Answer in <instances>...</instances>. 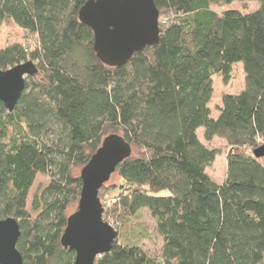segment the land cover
Listing matches in <instances>:
<instances>
[{
  "label": "trees",
  "instance_id": "obj_1",
  "mask_svg": "<svg viewBox=\"0 0 264 264\" xmlns=\"http://www.w3.org/2000/svg\"><path fill=\"white\" fill-rule=\"evenodd\" d=\"M87 1L0 0V26L11 20L34 36L0 48V68L27 60L38 68L13 110L0 100V220L19 221L23 264L74 263L61 237L81 196L75 170L112 133L133 153L115 171L120 181L99 190L101 201L116 192L102 201L103 218L120 232L147 209L163 242L152 257L117 237L95 264H263L264 156L254 150L264 144V0H155L160 41L121 67L97 56L94 32L78 15ZM234 1L260 6L212 8ZM236 62L245 87L224 94L214 118L213 75L228 80ZM200 127L207 141L229 145L222 183L207 172L218 151L201 141ZM39 174L49 182L29 210Z\"/></svg>",
  "mask_w": 264,
  "mask_h": 264
},
{
  "label": "water",
  "instance_id": "obj_2",
  "mask_svg": "<svg viewBox=\"0 0 264 264\" xmlns=\"http://www.w3.org/2000/svg\"><path fill=\"white\" fill-rule=\"evenodd\" d=\"M79 20L94 32V50L109 66H123L136 52L160 41V11L155 0H88L79 9ZM38 72L32 60L0 68V100L13 110L25 88L26 77ZM133 153L132 145L120 134L107 135L90 161L81 168L83 181L76 211L68 216L61 237L64 247L75 251L73 264H95L111 250L119 231L103 218L99 190L117 167ZM264 156V144L254 150ZM21 235L14 217L0 220V264H23L17 248Z\"/></svg>",
  "mask_w": 264,
  "mask_h": 264
},
{
  "label": "rangeland",
  "instance_id": "obj_3",
  "mask_svg": "<svg viewBox=\"0 0 264 264\" xmlns=\"http://www.w3.org/2000/svg\"><path fill=\"white\" fill-rule=\"evenodd\" d=\"M260 6L258 1H234L231 4H217L212 6L214 10L221 13L223 10L233 8L244 12L253 11ZM34 39L33 35H29L21 27H19L14 21H6L0 26V48L5 47L13 42H30ZM29 40V41H28ZM214 79V93L210 101V108L212 116L217 118L220 111L217 105H222V97L224 94H238L245 87L246 74L244 71L243 63L236 62L232 66L231 76L228 80H224L221 75H213ZM201 141L209 148L216 149L218 154L214 163L207 168L208 174L217 182L222 183L226 178L227 170V152L229 145L223 137L216 136L211 141H207L204 138V128L200 127L197 131ZM75 172L80 174L81 167L76 168ZM120 181L118 175L114 173L110 180L106 183L111 185ZM49 182V177L44 174H39L35 180L33 187L30 190L27 208H32V199L34 194L43 188ZM116 192H112L111 195L108 192L103 193L105 202L112 199ZM168 190H163L158 195H168ZM108 199V200H107ZM78 202H74L68 209V215L76 211ZM118 240L122 242H138L143 249L152 257L158 256L161 252L163 238L156 228V222L150 211L147 209L140 210L137 214L129 218L122 228L120 229ZM264 264V262H263Z\"/></svg>",
  "mask_w": 264,
  "mask_h": 264
}]
</instances>
